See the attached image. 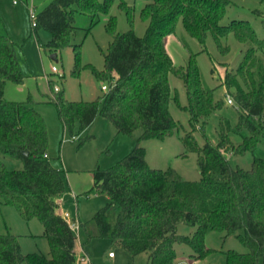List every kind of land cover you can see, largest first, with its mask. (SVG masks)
Here are the masks:
<instances>
[{
  "label": "trees",
  "instance_id": "16d2710c",
  "mask_svg": "<svg viewBox=\"0 0 264 264\" xmlns=\"http://www.w3.org/2000/svg\"><path fill=\"white\" fill-rule=\"evenodd\" d=\"M110 1L50 0L36 14L32 28L34 33L44 30L50 34L43 47L51 54L71 48L73 76L89 69L108 86L106 92L87 102L68 101L54 92L50 103L64 130L71 132L75 122L80 131L88 129L96 117L106 119L124 135L142 129L124 158L111 168L93 170V189L104 193L108 202L89 222L78 221L85 236L82 248L93 239H105L131 257L146 254L148 264H176L180 260L176 245L188 247L193 252L188 260L197 261L209 252L202 243L205 231L225 236L241 232L236 237L247 252H226L225 264H264V158H254L250 168L243 170L232 168L226 156L253 152L264 136V40L246 23L219 24L228 0H143L140 17L147 22L144 35L137 37L132 28L116 33V21L111 17L105 25L111 41L102 53L103 70L89 64L82 67L80 44H71L75 16L106 13ZM119 7L131 26V8L124 1ZM178 21L202 50L208 35L222 54H227V48L220 39L229 34L249 45L236 69H226L222 78L226 96L238 112L234 130L245 131L247 136L234 146L229 137L232 129L221 119L217 144L207 141L199 147L190 135L185 137L186 150L197 156V182L182 180L171 168L149 167L145 150L139 146L142 141L171 135L176 128L168 110L172 100L177 103L169 75L183 83L187 106L179 108L189 113L192 129L205 123L224 103L215 101L214 89L202 81L195 55L190 54L185 66L173 65L166 40L174 34ZM7 82L21 84L23 76L13 42L0 36V155L22 163L19 170H7L0 162V204L14 207L26 222L37 219L49 251L47 256L24 255L17 236L6 233L0 235V264H76L77 240L59 213L58 200L66 190L64 172L54 168L46 155V126L30 102L4 100ZM180 224L194 228L192 237L177 234Z\"/></svg>",
  "mask_w": 264,
  "mask_h": 264
},
{
  "label": "rangeland",
  "instance_id": "374dc122",
  "mask_svg": "<svg viewBox=\"0 0 264 264\" xmlns=\"http://www.w3.org/2000/svg\"><path fill=\"white\" fill-rule=\"evenodd\" d=\"M12 1L0 0V36L8 37L13 42L23 82H7L4 86V100L18 103L29 101L30 106L43 119L48 136L46 155L54 168L64 172L66 179V190L58 200L59 213H67L70 218L84 224L108 202L104 193L93 189V170L111 168L124 158L134 148L142 129L135 131L131 136L124 135L118 133L106 119L96 117L88 129L80 131L75 122L71 132L64 130L54 106L50 103L56 95L54 88L68 101L87 102L102 94L104 91L101 86H107V83L97 80L89 69L83 68L77 76H73L74 58L71 48H65L52 57L54 54L43 47L50 40V34L44 30L33 32L29 9L38 14L50 0H18L17 5H13ZM96 1L101 4L104 0ZM121 1L132 10L131 26L125 12L119 7ZM228 1L224 17L219 24L227 26L231 23H246L258 39L264 40V0ZM144 4L143 0H111L106 13H98L92 17L76 15L73 23L76 30L71 44H80V66L89 64L97 71L103 70L102 53L106 52L111 41L105 25L111 17L116 21V33H125L132 28L137 37H142L147 27V22L142 21L140 17ZM220 43L227 48V54L219 52L210 35L207 36L202 50L198 42L185 33L181 21L176 24L174 34L167 38L166 48L173 65L185 66L190 54L195 55L202 81L214 89V100L222 99L224 103L219 111L205 120V123H199L192 129L189 125V113L179 108L187 106L183 83L169 75V86L173 95L177 96V103L172 100L168 110L176 128L171 135L139 143L145 150V160L149 167L158 170L171 168L182 180L197 182L200 179L197 156L186 150L185 137L190 135L199 147L207 141L215 145L219 140L221 119H225L232 129L229 137L234 146L241 144L243 137L247 136L245 131L239 133L234 130L238 122V112L234 104H227L222 78L226 69H236L249 45L240 44L233 34L220 39ZM72 136L75 140H71ZM226 156L232 168L248 170L254 158H264V136L260 138L253 152L241 155L227 153ZM0 162L7 170L22 168L20 161L3 158L1 155ZM212 177L220 180L218 175ZM6 233L17 236L22 254L48 255L49 247L42 235L40 222L35 218L26 222L20 218L14 207L0 204V235ZM193 233L194 228L182 224L177 227L178 235L192 237ZM240 233L225 236L216 231H205L202 243L209 252L197 261L188 260V255L193 254L188 247L176 245L174 249L180 258L176 264H225L226 252H247L236 237ZM77 236V243L84 244L85 236L81 229ZM84 247L98 260L106 257L109 252L116 256L115 259L100 264H148L146 254L131 257L109 240L93 239Z\"/></svg>",
  "mask_w": 264,
  "mask_h": 264
},
{
  "label": "built area",
  "instance_id": "2783aa9c",
  "mask_svg": "<svg viewBox=\"0 0 264 264\" xmlns=\"http://www.w3.org/2000/svg\"><path fill=\"white\" fill-rule=\"evenodd\" d=\"M18 0H13L12 4L13 5H17ZM29 14H30V19H31V27L34 28L36 26V14L34 13V11L32 9H29ZM53 71H55V69H52ZM101 90L106 92L108 90V86L106 85H102L101 86ZM54 92H57V89L54 88ZM227 104L232 105V99L227 96L226 98ZM71 140H75V137L72 136ZM62 217L65 219L66 223L68 224L69 228L71 229V231L73 232V234H75L76 236V240L78 238L77 234L80 230L79 228V224L77 219H72L70 218V216L67 213H63ZM77 246L79 248L78 250V254H77V259H76V264H87L89 262V258L86 255V253L83 251L82 247H80L77 243ZM114 254L112 252L108 253V258H113Z\"/></svg>",
  "mask_w": 264,
  "mask_h": 264
},
{
  "label": "crops",
  "instance_id": "0c3cea01",
  "mask_svg": "<svg viewBox=\"0 0 264 264\" xmlns=\"http://www.w3.org/2000/svg\"><path fill=\"white\" fill-rule=\"evenodd\" d=\"M55 55H52V57H54ZM63 214V213H62ZM78 245L80 246V247H82V245L81 244H79L78 243ZM83 249V251L86 253V255L88 256V258H89V262L87 263V264H100V263H102V262H108V260H113V259H115V255L113 256V258H108V254L106 255V257H102V259H100V260H98V258H96V256H92V255H90L89 254V252H88V250L85 248V247H83L82 248ZM78 250H79V248H78V246L76 247V252H77V254H78ZM110 253V252H109Z\"/></svg>",
  "mask_w": 264,
  "mask_h": 264
},
{
  "label": "water",
  "instance_id": "95a60500",
  "mask_svg": "<svg viewBox=\"0 0 264 264\" xmlns=\"http://www.w3.org/2000/svg\"><path fill=\"white\" fill-rule=\"evenodd\" d=\"M27 153L26 152H24V155H26Z\"/></svg>",
  "mask_w": 264,
  "mask_h": 264
}]
</instances>
